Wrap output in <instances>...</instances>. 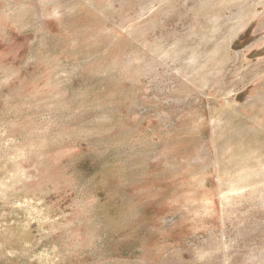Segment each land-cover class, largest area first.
I'll return each instance as SVG.
<instances>
[{"label": "rangeland", "instance_id": "rangeland-1", "mask_svg": "<svg viewBox=\"0 0 264 264\" xmlns=\"http://www.w3.org/2000/svg\"><path fill=\"white\" fill-rule=\"evenodd\" d=\"M200 1L0 0V264H264V5L219 71L148 52Z\"/></svg>", "mask_w": 264, "mask_h": 264}, {"label": "bare ground", "instance_id": "bare-ground-1", "mask_svg": "<svg viewBox=\"0 0 264 264\" xmlns=\"http://www.w3.org/2000/svg\"><path fill=\"white\" fill-rule=\"evenodd\" d=\"M225 5H234V8L231 10L229 8L232 14L229 19H226L231 24L230 29L226 27L228 30L223 32L224 35L220 37L221 25L226 23L225 20H220V17H224L222 13ZM256 5H264V0H201L196 7L195 14V16L199 17L195 20L200 22L202 18L209 25V28L205 33H202L203 31L197 32V28H192L193 31L189 39L195 44L192 49L186 50V47L180 42L175 43L169 50H149L148 52L155 58L154 60L158 59L162 64L169 58H179L178 56L181 55L188 56L183 62L172 61L175 64H179L178 72L181 74H184L189 69L192 71L199 69V72H201L199 66H204L203 69L205 70L219 71L223 69L222 65L224 63L237 59L235 58L236 55L234 57L230 52L231 42L254 19L255 11L257 10ZM141 16L142 13H139L138 18H141ZM261 28L264 29V25ZM208 44H213L211 51H207V48L202 51L201 49L207 47L206 45ZM183 50L190 53H186ZM160 62L159 64L162 65ZM199 80L205 82L204 78H199ZM263 99L261 98L260 100ZM262 102L264 103V100ZM227 108V99H224V105L218 110V115L226 113L228 111Z\"/></svg>", "mask_w": 264, "mask_h": 264}]
</instances>
